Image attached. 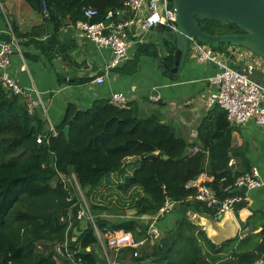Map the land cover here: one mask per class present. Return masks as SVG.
<instances>
[{
  "label": "trees",
  "instance_id": "1",
  "mask_svg": "<svg viewBox=\"0 0 264 264\" xmlns=\"http://www.w3.org/2000/svg\"><path fill=\"white\" fill-rule=\"evenodd\" d=\"M25 1L41 14L46 2L50 11L46 22L54 41L63 25L83 18L85 8H97L100 15L94 20H100L107 11L124 7L126 0ZM4 15L0 8V17ZM196 20L211 35L242 31L236 24L198 16ZM10 23L19 40L22 34ZM1 38L10 41L11 36L3 34ZM165 43L168 55L159 59L173 67L175 46ZM210 45L217 52L232 46L224 42ZM146 46L142 45L139 52ZM137 67L138 58L114 70L131 74ZM230 125L227 112L216 106L200 126L201 147L194 152L180 131L157 115H143L136 102L102 100L87 110L69 103L63 121L55 126L58 133L53 135L43 115L31 110L24 95L0 79V264H60L59 259L63 264H78L79 259L82 264L100 263L95 250L99 239L92 223L83 228L76 216L69 233L77 232L78 237L68 242L66 252L62 250L69 228V221L62 217L70 212L76 215L79 209L77 197L70 196L62 177L72 175L85 190L100 228L124 229L137 238L146 236L149 226L137 218H124L125 210L134 209L135 216L154 215L168 199L174 202L169 213L176 214L175 222L164 227L168 228L161 245H153L151 252L141 249L139 256L133 255L134 249H123L115 258L118 264L128 255L132 264H145L149 259L152 264H253L264 258V218L258 233L217 245L191 217L193 213L215 214L214 209L195 199L198 189L189 184L205 172L207 150ZM39 136H43L42 142H38ZM189 147L191 152L186 155ZM135 158L139 160L132 162ZM242 173L214 171L208 184L225 199L236 194L233 185ZM106 178L110 180L103 184ZM101 187L117 189L111 205L96 200ZM234 211L246 225L255 216L247 201L237 203ZM107 213L115 218H108Z\"/></svg>",
  "mask_w": 264,
  "mask_h": 264
},
{
  "label": "crops",
  "instance_id": "2",
  "mask_svg": "<svg viewBox=\"0 0 264 264\" xmlns=\"http://www.w3.org/2000/svg\"><path fill=\"white\" fill-rule=\"evenodd\" d=\"M0 8L5 14L0 17V30L7 29L9 19L22 34L19 42L23 55L17 52L12 55L9 72L23 88L22 95L30 109L38 110L47 120L49 127H55L63 121L69 103H74L79 110H87L97 101H112L114 93H123L128 97V102L134 101L138 104L143 115L159 116L163 122L180 131L191 147H201L200 126L216 107L210 106L208 101L211 91L216 89V85L211 82V77L218 70L216 66L200 63L192 54L179 75L163 72L156 63V58L168 55L165 41L151 36L150 33H141L138 36L133 33L131 38L142 42L131 45V58L122 66L129 65L132 60L138 58L137 69L131 74L108 70L112 51L99 47L90 40L79 38L75 24L63 25L57 39L51 41L53 31L47 24L46 17L34 10L25 0H0ZM142 45H147L145 51L139 52ZM224 50L228 64L235 67L242 66L244 58L253 56L248 49L240 45H232ZM24 62L27 63L28 69L22 71L20 67ZM100 75L105 77V82H94ZM252 166L259 168L264 180V130L255 120L241 125L231 124L223 137L213 142L207 150L203 178L209 182L213 179L214 171L230 170L238 174L248 171ZM233 190H236V194L247 196V202L255 215L252 222L246 225L234 211L240 223V238L258 233L262 229L264 218V186ZM156 215L158 214L135 216L133 211L125 210L123 217L137 218L146 223ZM175 215L167 214L168 218L159 225L164 228L174 224ZM198 215L206 219L207 223L202 225L203 229L207 233H213L215 220L218 219ZM106 216L115 218L111 213ZM201 222L202 220L199 223L202 224ZM153 245L148 242L141 249L143 252H151ZM95 250L103 264L104 257L107 261L110 258L114 261L120 253L110 249L106 242L100 239ZM101 253L102 258L99 255ZM123 261V264H132L129 255ZM59 263L63 264V260L59 259ZM145 264L152 262L149 259Z\"/></svg>",
  "mask_w": 264,
  "mask_h": 264
},
{
  "label": "built area",
  "instance_id": "3",
  "mask_svg": "<svg viewBox=\"0 0 264 264\" xmlns=\"http://www.w3.org/2000/svg\"><path fill=\"white\" fill-rule=\"evenodd\" d=\"M43 14L45 17L50 14L46 2L43 3ZM99 15L100 12L97 8H85L83 18L77 21L75 28L79 38L90 40L97 46L109 48L112 51L113 56L107 67L108 70H114L122 66L131 58V45L142 42L141 40H133L131 38L133 33L137 36L141 33L147 35L153 26L160 25L169 30H178L176 23L177 11L172 0H126L124 7L111 9L107 11L103 19L94 20ZM7 25L5 31L0 30V79L6 87L17 94H22L23 88L11 76L9 66L12 55L15 52L22 54L23 50L9 19H7ZM134 28H136V31L133 32ZM3 34L10 35V41L2 39ZM190 45L193 51L192 54L198 62L214 65L218 69L215 75L211 77V82L216 85V89L210 93L209 105L224 109L232 125H241L249 120H255L260 128L264 130V82L252 78V75L256 73L264 75V57L252 54V58L243 59L244 64L242 66L235 67L228 64L224 53L215 51L210 44L199 42L191 37ZM20 69L22 71L27 70V63L24 62ZM94 82L101 84L105 82V77L100 75ZM111 100L120 104L128 103V97L123 93H114ZM50 132L53 135L58 133L54 126H50ZM37 140L42 142L43 136H39ZM198 150L199 147L193 149L194 152ZM234 163L232 160V164ZM203 177L202 174L189 185H193L198 189L195 199L205 203L208 208L215 210V219L219 220L227 211L234 213L237 203L247 201V196L239 194L221 199ZM233 186L237 189L263 187L264 180L261 177L259 168L252 166L250 170L240 174ZM173 205L172 200L168 199L165 202L157 213L158 215L148 222L147 235L142 239L124 229L100 228L95 220L96 216L88 205H81L76 215L70 212L67 217H62V220L69 221L68 230L72 226L75 216L81 221L86 220L92 223L97 237L106 242L110 249L118 253L123 249L131 248L134 249L133 255L139 256L140 249L146 243L161 245L164 230L166 231L168 227L162 228L159 225V220L164 214L169 213ZM68 242L67 239L66 247ZM78 264H82L81 259H79ZM111 264L118 263L114 260ZM253 264H264V258L255 261Z\"/></svg>",
  "mask_w": 264,
  "mask_h": 264
},
{
  "label": "water",
  "instance_id": "4",
  "mask_svg": "<svg viewBox=\"0 0 264 264\" xmlns=\"http://www.w3.org/2000/svg\"><path fill=\"white\" fill-rule=\"evenodd\" d=\"M172 2L177 11L178 30H169L160 25L153 26L149 31L151 36H157L175 46L173 67L156 58L163 72L179 75L193 52L190 45L191 37L206 44L224 42L241 45L264 57V0H172ZM196 16L225 24H236L242 31L211 35L201 29ZM190 152L191 149L188 148L186 155ZM150 156L153 157L154 154ZM165 158L169 156L165 154ZM138 160L139 158H135L131 161L137 162ZM203 215H208L215 220L213 215L206 213ZM199 216L198 213H193L191 217L197 224L202 220V225H205L206 219ZM215 221L213 233H207L215 244L220 245L240 236V223L232 211L225 212L218 221ZM62 250L66 252L67 247L62 246ZM70 254L73 253L70 252Z\"/></svg>",
  "mask_w": 264,
  "mask_h": 264
},
{
  "label": "rangeland",
  "instance_id": "5",
  "mask_svg": "<svg viewBox=\"0 0 264 264\" xmlns=\"http://www.w3.org/2000/svg\"><path fill=\"white\" fill-rule=\"evenodd\" d=\"M218 52L221 53L220 51H218ZM249 52L252 53V54H255V53L251 52L250 50H249ZM222 53L226 54L225 52H222ZM243 64H244V62H243ZM166 76L170 77L169 74H166ZM252 78H254L255 80L260 81V82H263L264 81L263 80L264 79V75L262 73H256V74L252 75ZM62 177L64 179V182L66 184V187L70 190V194H71L70 196L71 197L72 196H76L77 197V201L75 202V204L78 205V207H80L81 205H83V206L84 205H88L89 206V203L87 202L86 192H85L84 189H82V187L78 183L76 177L74 175H72L70 177H64V176H62ZM109 180H110V178H106L104 180L103 184L105 182L109 181ZM51 182H52L53 185H55L56 182H57V178L53 179ZM111 189L108 188V187H106L105 189H103V187H101L100 189H98L97 192H96V200L98 198V199H100V201L102 203L104 202L106 204L108 203L109 205H111V202L110 201H114V199L116 198V194H117L116 193L117 189L115 187H113ZM71 197H69V198H71ZM128 210L135 212L134 209H128ZM93 214L95 215L94 212H93ZM95 220H96V218H95ZM88 223L89 222L86 221V220L81 221V224L83 225V228H85L88 225ZM146 224L149 226L148 222H146L145 225ZM199 226L203 227L202 224H200V223H199ZM71 227H70V229H71ZM69 232H70V230H68V232H67L68 241L69 242H74L76 240V238L78 237V234H77V232L76 233H73V234H71ZM164 233H165V230H164ZM143 237L144 236L139 237V239H142ZM107 250H108V252L111 253V251L108 248H107ZM102 252H103V250H102ZM139 252L141 253V249H140ZM99 255H100V258L103 257V253H101ZM109 256L113 257L110 254H109ZM112 259L113 258H110L109 261H107L108 259H105V257H104V261H105L104 264H109V262H112ZM99 264H103V262L100 261Z\"/></svg>",
  "mask_w": 264,
  "mask_h": 264
}]
</instances>
